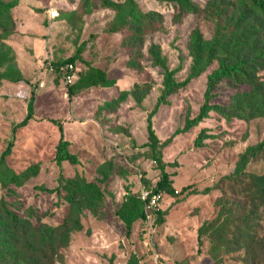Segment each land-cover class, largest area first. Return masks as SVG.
<instances>
[{
  "label": "rangeland",
  "instance_id": "1",
  "mask_svg": "<svg viewBox=\"0 0 264 264\" xmlns=\"http://www.w3.org/2000/svg\"><path fill=\"white\" fill-rule=\"evenodd\" d=\"M0 1L16 3L13 23L0 20V47L11 49L23 77L19 82L3 79L0 85V160L14 142L12 154L0 161V220L6 212L26 229L67 226L69 242L52 264H264V206L243 192L244 180L236 185L224 180L249 146L263 142L264 116L226 118L211 112L175 136L161 153L174 189L189 188L175 196L165 193L163 214L150 223L138 217L130 235L119 216L121 210L137 215L133 208L140 210V191L155 189L161 179L151 149L144 146L147 117L164 83L152 46L161 48L171 70L181 67L176 80L183 81L192 63L193 34L210 40L213 23L196 14L178 21L175 4L135 0L143 12L156 11L164 18L163 29L147 35L139 57L124 47V33L112 29L115 5L124 0ZM195 1L205 7L212 0ZM72 57L77 78L67 85L57 66ZM217 67L215 62L160 107L153 127L161 142L199 114L208 75ZM91 68L104 71L113 84L87 85ZM257 77L264 83V69ZM252 90L225 80L212 102L229 106ZM121 91L130 92L122 102ZM32 96L34 116L13 134L27 117ZM203 130L209 137L198 147ZM62 138L71 142L69 150L79 164L58 166ZM247 171L264 174V157L253 158ZM28 239L26 249L34 241L30 234ZM24 257L23 264L37 260L29 249Z\"/></svg>",
  "mask_w": 264,
  "mask_h": 264
},
{
  "label": "trees",
  "instance_id": "2",
  "mask_svg": "<svg viewBox=\"0 0 264 264\" xmlns=\"http://www.w3.org/2000/svg\"><path fill=\"white\" fill-rule=\"evenodd\" d=\"M175 4L179 11L176 20H182L188 14L202 16L208 22L214 24V35L210 40H206L202 33L195 32L190 42V55L192 63L190 72L185 80L177 81L176 74L181 67L171 70L158 45H153L151 53L156 65L164 71L163 90L159 96L154 109L147 117L148 142L144 145L149 147L158 168L161 170V179L157 183L155 191H162L171 195H178L182 191H176L170 173L166 171L167 164L163 160L161 147L168 146L175 136L186 133L209 118L211 112L230 118L239 116L246 119H253L264 116V83L257 77L259 71L264 69V0H212L205 7L197 4L195 0H158ZM107 6H112L106 3ZM16 3H5L0 1V20L2 24L8 26L13 23L11 10ZM117 15L112 29L115 32L124 33L123 45L132 53L139 57L146 42L148 34L162 30L164 25L163 16L156 12H143L135 0H124L115 5ZM13 31H9L10 35ZM215 62L218 67L208 75L205 101L201 106L199 114L193 118H187L185 125L177 129L172 137L164 142L158 138L154 127L153 117L157 114L162 105L169 104V97L178 91L186 88L190 82L205 73ZM15 57L10 48L5 45L0 47V68H5L0 72V85L3 79L10 78L14 81H22L20 71L16 70ZM69 63L75 64V57L59 63L57 68ZM13 73L15 76L13 77ZM225 80L234 81L239 84L253 86V90L236 96L229 106L214 104L212 101L216 96V89ZM85 81L89 86L110 87L113 81L107 78V74L100 70L91 68ZM75 84V82L73 83ZM72 84V85H73ZM73 93V90H70ZM130 94L129 91H121L119 101L122 102ZM34 97L32 96L28 115L13 128V134L18 128L25 127L34 116ZM61 129L62 126H60ZM206 130H203L197 140L196 145L201 147L208 138ZM71 142L62 138L57 147L56 162L61 166L64 162L77 165L80 160L77 155L70 152ZM14 142L11 140L8 147L1 156L3 163L12 154ZM262 155L264 157V140L256 146H249L241 155L233 174L224 177L238 183L239 178L244 180L243 192L249 196L251 201L264 206V174L248 172L247 168L253 158ZM72 183V181H71ZM139 211L137 215H129L124 210L119 212V216L126 224L127 235L131 234L133 223L138 217L144 218L143 203L137 197ZM162 215V211H159ZM69 228H49L40 226L35 229H26L22 226L17 216L11 217L5 212L4 219L0 220V264H23L24 254L29 250L35 253V264H52L54 258L58 256L59 249L69 242ZM34 239L33 244L25 247L28 243V235ZM203 227L199 230V241L202 243Z\"/></svg>",
  "mask_w": 264,
  "mask_h": 264
},
{
  "label": "built area",
  "instance_id": "3",
  "mask_svg": "<svg viewBox=\"0 0 264 264\" xmlns=\"http://www.w3.org/2000/svg\"><path fill=\"white\" fill-rule=\"evenodd\" d=\"M60 72L65 83L67 85H72L77 78L78 68L75 64L69 63L68 65L61 67ZM164 197V192L155 191V189H142L140 191L139 198L143 203L144 218L148 223L152 222L158 212L162 210V203L165 199Z\"/></svg>",
  "mask_w": 264,
  "mask_h": 264
}]
</instances>
